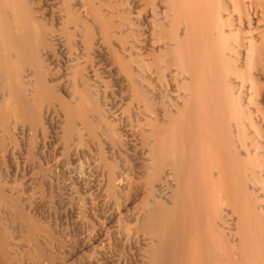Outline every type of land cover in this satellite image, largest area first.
<instances>
[{"label":"bare ground","instance_id":"bare-ground-1","mask_svg":"<svg viewBox=\"0 0 264 264\" xmlns=\"http://www.w3.org/2000/svg\"><path fill=\"white\" fill-rule=\"evenodd\" d=\"M0 264H264V0H0Z\"/></svg>","mask_w":264,"mask_h":264},{"label":"rangeland","instance_id":"rangeland-1","mask_svg":"<svg viewBox=\"0 0 264 264\" xmlns=\"http://www.w3.org/2000/svg\"><path fill=\"white\" fill-rule=\"evenodd\" d=\"M29 8H30V5H29ZM38 120H39V119H38ZM38 120H37V121H38ZM31 138H32V137H31ZM31 141H32V143H31ZM31 141H29V142H30V145H29V147H28V148H29V149H28V152H30V154H32L31 151L34 150V144H35L34 142H35V138H34V139L32 138ZM30 149H31V151H29ZM32 152H33V151H32ZM30 154H29V155H30ZM33 154H34V152H33ZM31 156H33V155H31ZM40 185H41V184H40ZM41 187H42V185H41ZM43 187H45V186H43ZM45 188H46V187H45ZM45 188H44V190H43V193L47 194L46 196H48V194H49V193H48V190H47V188H46V189H45ZM42 189H43V188H42ZM48 198L50 199V197H48ZM48 231H51L50 233L53 235L54 232H52V228L50 229V227H49ZM52 235H51V236H52ZM55 235H56V234H55ZM55 235H53V236H55ZM52 256L54 257V255H52ZM52 256H51V257H52Z\"/></svg>","mask_w":264,"mask_h":264}]
</instances>
